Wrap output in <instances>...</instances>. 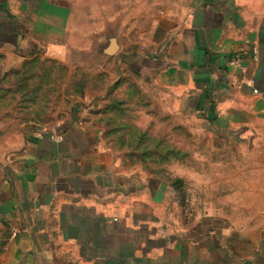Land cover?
<instances>
[{"label":"crops","instance_id":"obj_1","mask_svg":"<svg viewBox=\"0 0 264 264\" xmlns=\"http://www.w3.org/2000/svg\"><path fill=\"white\" fill-rule=\"evenodd\" d=\"M71 21L70 8L50 0H0V54L64 61ZM159 30L155 41L172 38L152 41L155 53L135 47L137 71L173 97L183 122L216 140L252 138L264 125V0H194L175 33ZM102 42L87 52L92 60L123 48L121 34L114 55L98 52ZM85 109L76 103L55 128L26 125L11 136L0 163L5 264H264V244L250 247L240 235L177 233L162 181L114 163Z\"/></svg>","mask_w":264,"mask_h":264},{"label":"rangeland","instance_id":"obj_2","mask_svg":"<svg viewBox=\"0 0 264 264\" xmlns=\"http://www.w3.org/2000/svg\"><path fill=\"white\" fill-rule=\"evenodd\" d=\"M50 1L72 12L68 59L0 54V163L12 135L26 125L55 128L79 103L114 163L162 181L164 211L177 233L196 238L200 230L224 240L237 234L250 244L244 245L264 244V125L242 143L216 140L204 125L183 122L173 97L130 60L135 47L155 53V33L167 27L175 33L194 0ZM112 31L121 34L119 55L92 60L87 52ZM171 38L157 41L164 46ZM8 239L0 220V264Z\"/></svg>","mask_w":264,"mask_h":264},{"label":"water","instance_id":"obj_3","mask_svg":"<svg viewBox=\"0 0 264 264\" xmlns=\"http://www.w3.org/2000/svg\"><path fill=\"white\" fill-rule=\"evenodd\" d=\"M119 34L112 31L104 36V42L98 47V52L101 55H114L119 50Z\"/></svg>","mask_w":264,"mask_h":264},{"label":"built area","instance_id":"obj_4","mask_svg":"<svg viewBox=\"0 0 264 264\" xmlns=\"http://www.w3.org/2000/svg\"><path fill=\"white\" fill-rule=\"evenodd\" d=\"M255 54H257V53H255ZM255 59H256V57H255ZM240 62H241V59H236V60L232 61L231 64L235 65V66H239ZM55 137L57 138V140H61V136L60 135H55Z\"/></svg>","mask_w":264,"mask_h":264}]
</instances>
